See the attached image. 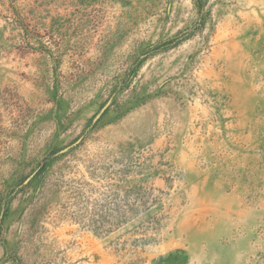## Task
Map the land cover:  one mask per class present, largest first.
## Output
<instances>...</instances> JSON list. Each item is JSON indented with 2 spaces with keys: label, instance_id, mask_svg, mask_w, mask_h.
<instances>
[{
  "label": "rangeland",
  "instance_id": "374dc122",
  "mask_svg": "<svg viewBox=\"0 0 264 264\" xmlns=\"http://www.w3.org/2000/svg\"><path fill=\"white\" fill-rule=\"evenodd\" d=\"M0 264H264V0H0Z\"/></svg>",
  "mask_w": 264,
  "mask_h": 264
},
{
  "label": "water",
  "instance_id": "95a60500",
  "mask_svg": "<svg viewBox=\"0 0 264 264\" xmlns=\"http://www.w3.org/2000/svg\"><path fill=\"white\" fill-rule=\"evenodd\" d=\"M105 109V107L102 109V111ZM69 148H66L65 151H67Z\"/></svg>",
  "mask_w": 264,
  "mask_h": 264
}]
</instances>
